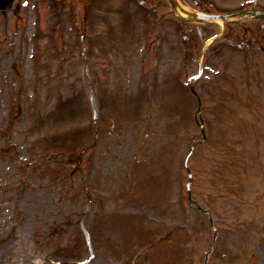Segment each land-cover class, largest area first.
Listing matches in <instances>:
<instances>
[{
  "label": "rangeland",
  "instance_id": "374dc122",
  "mask_svg": "<svg viewBox=\"0 0 264 264\" xmlns=\"http://www.w3.org/2000/svg\"><path fill=\"white\" fill-rule=\"evenodd\" d=\"M28 1L19 15H0V264H203L212 230L208 217L188 212L185 201L184 158L200 136L196 101L184 84L211 33L191 50L177 29L162 28L157 46L152 30L133 36L116 14L92 17L117 47L128 49L142 33L143 67L159 73L133 81L153 88L149 108L145 95L142 109L120 115L100 101L97 146L79 170V152L94 140L86 94L92 86L76 71L69 27L75 14L87 22L90 6L80 3L74 13L52 0ZM246 1L215 0L230 9ZM255 23L232 22L229 30L248 37ZM212 50L195 83L207 140L188 164L192 198L212 212L218 230L208 264H264V58L255 50H226L217 59ZM20 63L19 80L9 68ZM174 80L183 106L168 92ZM247 88L257 93L252 104ZM235 93L247 101L243 109L232 101Z\"/></svg>",
  "mask_w": 264,
  "mask_h": 264
}]
</instances>
